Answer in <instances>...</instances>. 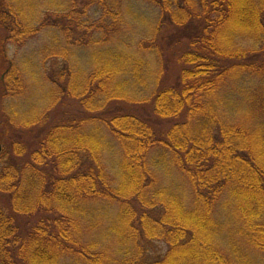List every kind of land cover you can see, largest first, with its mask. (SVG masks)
<instances>
[{
  "label": "trees",
  "instance_id": "1",
  "mask_svg": "<svg viewBox=\"0 0 264 264\" xmlns=\"http://www.w3.org/2000/svg\"><path fill=\"white\" fill-rule=\"evenodd\" d=\"M45 7L0 0V264H264V0Z\"/></svg>",
  "mask_w": 264,
  "mask_h": 264
},
{
  "label": "rangeland",
  "instance_id": "2",
  "mask_svg": "<svg viewBox=\"0 0 264 264\" xmlns=\"http://www.w3.org/2000/svg\"><path fill=\"white\" fill-rule=\"evenodd\" d=\"M9 1L13 3L17 11L19 19L24 20L26 23L30 21L33 27H38V25H40L39 23L41 22V13H44L43 11L46 10L45 9L46 5L51 6V3L53 2V0H51V2L50 0H9ZM134 1L135 0H130L131 3ZM128 3H129V0H128ZM124 8L126 9V5L124 6ZM130 23L132 25H136L132 20H130ZM43 41L44 40L41 39V34H40L39 36L27 41V43L25 44L27 48L22 47L23 48L22 49L21 47H16L14 45H8L6 47V54L8 58L13 59V61L15 62L22 63L20 67H21L22 74L24 76L23 79L26 84V90L23 96H21L20 98L17 97V98L9 99L8 103L7 101L5 102L6 103L5 105L7 106L8 104L11 110L10 111L11 113L7 111V115H12V118L17 119L18 121H20L21 118L23 117L21 115L22 114L21 109H18V108L22 107L26 101L28 102L30 100L35 101L36 109L38 110L36 114L37 116H41V89H40V86L36 84L38 83V81L36 82L34 78L29 77L30 75L29 70L31 68L39 69V66L41 67L43 65V67L46 68V71L48 73V68L50 67L51 64H53V63L49 64V62L45 64V61L42 62L41 47L43 46ZM33 51H35L36 54L30 53ZM24 53H28L31 55V57H28V61H22V56L24 55ZM85 61L86 59H84V62ZM71 65H73V63ZM51 69H54L56 72L58 70L55 64L52 65ZM137 85L138 84H136V86ZM235 95L237 96V93ZM37 98L40 99V101ZM67 105L69 107L67 109H62V112H66L67 110H68V113L73 112L75 108L74 105H70L69 103ZM60 107L61 106L55 107L53 110H46L45 112L49 116H53L56 119L58 113H60L59 112V110H61ZM6 132L8 133L6 134ZM11 132H13V128L10 125L9 127H6L5 125L0 124V139L2 137H7L8 135L11 134ZM165 250H166V247L162 244H157L153 248V252H157L160 254L164 253Z\"/></svg>",
  "mask_w": 264,
  "mask_h": 264
},
{
  "label": "water",
  "instance_id": "3",
  "mask_svg": "<svg viewBox=\"0 0 264 264\" xmlns=\"http://www.w3.org/2000/svg\"><path fill=\"white\" fill-rule=\"evenodd\" d=\"M0 151H1V146H0Z\"/></svg>",
  "mask_w": 264,
  "mask_h": 264
}]
</instances>
